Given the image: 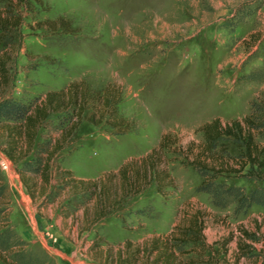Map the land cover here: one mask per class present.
<instances>
[{"label":"rangeland","instance_id":"374dc122","mask_svg":"<svg viewBox=\"0 0 264 264\" xmlns=\"http://www.w3.org/2000/svg\"><path fill=\"white\" fill-rule=\"evenodd\" d=\"M17 1L0 0V11L11 6L22 19L11 95L36 102L80 83L85 101L78 126L49 160L46 181L41 150L50 149L75 121L71 109L52 114L39 128L35 159L30 153L17 164L9 161L10 173L0 170L7 186L0 198V229L8 226L23 243L1 256L10 263L24 249L44 264H72L66 257L74 255L80 264H109L106 252L112 256L125 241L134 246L157 234L164 238L182 217L199 211L205 245L186 244L180 261L202 255L203 261L212 257L211 264H264L260 244L247 242L253 250L246 257L236 247L239 228L255 232L254 222L264 238V207L235 214L232 204L214 206L198 190L202 177L180 155L191 141L202 145L204 124L242 120L264 91V0ZM108 86L115 110L103 103ZM163 135L175 142L163 151L172 186L161 194L149 186L86 227L83 211L89 212L93 199L72 182L117 173L156 148ZM258 142L264 145V137ZM225 143L235 155V147ZM2 156L0 148V161ZM63 171L71 177H62ZM116 179L107 185L118 186ZM228 183L253 187L242 180ZM231 234L233 241L223 249L214 244Z\"/></svg>","mask_w":264,"mask_h":264},{"label":"trees","instance_id":"16d2710c","mask_svg":"<svg viewBox=\"0 0 264 264\" xmlns=\"http://www.w3.org/2000/svg\"><path fill=\"white\" fill-rule=\"evenodd\" d=\"M22 1L18 0L17 3L20 4ZM13 10L11 6H6L4 11H0V139L4 140V146L0 145V148L3 154L13 164H17L30 153L34 154L33 159H35V153L40 146L36 142L39 128L52 114L67 112L70 109L75 111V121L61 133L50 149L45 147L41 150L45 152V161L40 174L42 180L46 181L49 160L62 148L63 142L68 140L78 126L85 95L79 89L80 83H72L67 89L58 92H47L42 100L36 102L25 103L11 95L14 80L12 69L15 65V54L20 48L19 31L22 22L20 15ZM110 88L111 86L105 88L103 103L106 108L114 109L116 100H113V96L109 94ZM88 122L95 124L92 120ZM110 125L112 128L116 126L114 123ZM200 132L203 137L202 145L191 141L184 149L185 153H180L181 156L185 154L186 164L194 167L203 179L198 190L206 193L216 207L224 208L230 204L234 205L235 214L244 213L252 206L264 207V145L258 142L259 138L264 137V91L251 101L250 112L242 120L222 123L219 119H214L204 124ZM225 142L235 147V155L228 152ZM173 145L175 142L170 141L169 135H163L156 148L140 159L125 163L117 173H108L98 181H73L72 186L77 185L81 195L88 196L89 201L90 198L93 199L89 212L83 211L82 220L85 221L83 224L87 227L100 222L113 214L115 209L122 207L125 203L123 199L135 196L149 186H154L160 194L172 186L174 179L169 176L164 167L163 151ZM195 147L198 149L196 150ZM29 172L36 174L39 169L29 170ZM62 173V177H71L68 171ZM116 178L120 181L118 186L107 185L111 183V179ZM219 178L225 181L219 182ZM228 180L248 181L253 184V187L246 189L235 183H228ZM6 189L7 186L0 174V198L5 194ZM186 217L187 220L182 217L183 221H180V224L168 236L152 238L142 247L133 246L131 242L125 241L122 252L117 251L112 257L111 252L108 251L104 260L109 264H137L138 262L139 264H211L212 257L203 261L202 255L189 259L187 263L180 261L179 255L183 253V246L186 244L205 245L200 212L195 211ZM254 223L255 232L239 228L236 241L239 257L251 254L253 247L247 242L260 244L261 250H264V238L256 233L259 227L256 222ZM232 241L231 234L220 243L214 244L223 249ZM22 245L23 243L16 241L15 235L8 226L0 229V262L2 264H44L40 263L31 251L24 249L15 252V259L10 263L1 256L3 252ZM95 247L96 244L92 245L91 249ZM173 249L179 252L178 255ZM214 263L218 264L216 260Z\"/></svg>","mask_w":264,"mask_h":264},{"label":"crops","instance_id":"0c3cea01","mask_svg":"<svg viewBox=\"0 0 264 264\" xmlns=\"http://www.w3.org/2000/svg\"><path fill=\"white\" fill-rule=\"evenodd\" d=\"M161 233H162V231H160ZM160 235H156V237H159ZM134 246H139V247H142L143 246V243H141V244H137V245H134ZM122 249H123V246H118L116 249H114V250H112V253H113V255H112V257H114L115 256V253L117 252V251H119V252H122ZM107 250V249H106ZM106 250H104V252H106ZM67 258V260H69V262L71 261V259H72V261H71V263L73 264V263H75V264H80L78 261H74V258H75V255L74 256H71V257H66ZM137 264H139V262L137 263Z\"/></svg>","mask_w":264,"mask_h":264},{"label":"built area","instance_id":"2783aa9c","mask_svg":"<svg viewBox=\"0 0 264 264\" xmlns=\"http://www.w3.org/2000/svg\"><path fill=\"white\" fill-rule=\"evenodd\" d=\"M0 170L6 171L8 173L11 172V164L9 160L3 156L1 157V161H0Z\"/></svg>","mask_w":264,"mask_h":264}]
</instances>
